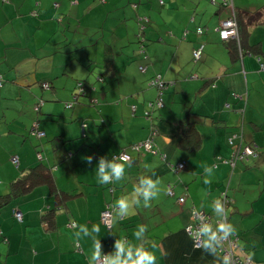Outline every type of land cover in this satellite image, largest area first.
Instances as JSON below:
<instances>
[{"label":"crops","instance_id":"1","mask_svg":"<svg viewBox=\"0 0 264 264\" xmlns=\"http://www.w3.org/2000/svg\"><path fill=\"white\" fill-rule=\"evenodd\" d=\"M232 4L239 12L264 8V0ZM232 11L221 0H0V264H99L105 254L110 264L117 240L125 242L120 259L129 249L135 258L143 245L156 264H224L186 232L193 211L217 220L212 205L224 191L238 257L264 264V20L248 28L245 47L234 55L238 42H224L218 32ZM200 44L205 50L195 63ZM157 76L167 84L159 109L152 104L160 90L149 86ZM35 125L45 137L32 134ZM190 127L201 135L198 149L182 144ZM234 134L237 146L242 141L256 155L232 166ZM149 140L154 152L132 149ZM121 153L133 158L125 177L100 184V158L111 162ZM41 164L65 199L48 184L9 196L11 184ZM76 165L86 166L87 177H68ZM141 176L160 181L158 196L126 216L119 210L108 229L101 222L107 205L143 199L136 191ZM140 225L147 231L138 238Z\"/></svg>","mask_w":264,"mask_h":264},{"label":"built area","instance_id":"2","mask_svg":"<svg viewBox=\"0 0 264 264\" xmlns=\"http://www.w3.org/2000/svg\"><path fill=\"white\" fill-rule=\"evenodd\" d=\"M222 4L224 7H231L232 8V14L228 19L223 20L220 23V26L218 27V32L220 34V39L222 41H229L231 39H234L236 41H238L239 39V32H238V24L237 21L235 19V10L232 4V0H221ZM161 5H164V2L161 1ZM203 29L199 28L198 29V33L199 34H203ZM205 50V44H200L199 47L197 49H195V51L193 52V59L195 62H198L202 55L203 52ZM139 53L143 56L144 59H148L147 53L145 51L144 48H141L139 50ZM147 69V66H140V70L144 73ZM261 70H264V64H261ZM4 77L2 75H0V89L3 87L4 85ZM149 86L150 87H156L160 90V95L158 97V99L155 101V103L152 104V106H154L156 109L162 108L163 107V99H162V93L163 91L166 89L167 84L163 81L161 76H157L155 78H153L150 82H149ZM42 87L44 89L49 88V84L48 83H43ZM79 93H82V89H80ZM73 105H70V107H72ZM40 107L36 106L35 107V111L39 112ZM149 117V113L146 114ZM83 133L86 134V125L84 124L82 127ZM32 134L35 135L38 138H43L45 137V132L41 131L37 125L34 126L33 130H32ZM238 140V135L234 134L229 138V144L235 148V153H234V158L229 162L232 166H235L236 162L238 160H243L247 157H251L256 155V151L251 148V147H242V141L241 144L237 146L236 143ZM134 149L136 151H140L142 149H145L147 151L150 152H154L153 150V142L151 140L144 142L142 144L136 145L134 147ZM117 158L120 156H126L130 161H131V157L129 154L127 153H122L121 155H114ZM114 156L112 157V160L114 158ZM40 160H42L41 156H40ZM16 163V161H15ZM228 163V162H226ZM186 164L185 163H180L177 167V170H183L185 168ZM169 194L170 195H174L173 189L172 187H170L169 189ZM220 201L222 202V204L224 205L225 208V213H226V217H225V222L229 225L228 222V215H227V209H228V205L231 202L229 196H228V192L224 191L223 193H221V197H220ZM180 203H184L185 202V198H180L179 199ZM118 208L116 206H114L113 204H109L107 206V208L103 211L102 215H101V222L103 223V225L107 228H111L112 227V223H113V218L114 215L117 213ZM13 215L14 217L19 221V222H23L24 219V215L23 213L19 210V209H14L13 210ZM207 222L209 224H211L214 228L217 224V220L213 219V217L209 214H206L204 212H197V211H193V219L192 221L189 223V225L186 227V232L190 235L194 245L196 248L201 249L203 248V237L199 235L198 233V229L201 223ZM76 224L75 223H71L70 227H75ZM217 254L219 256H221L223 259L225 257H227L228 259V264H254L252 259L247 258L246 260H241L238 256L237 253V239H234L232 237V234L229 235L226 239H224L221 242L220 247L217 249ZM99 264H108L109 263V257L107 254H105L101 259H99L98 261Z\"/></svg>","mask_w":264,"mask_h":264},{"label":"clouds","instance_id":"3","mask_svg":"<svg viewBox=\"0 0 264 264\" xmlns=\"http://www.w3.org/2000/svg\"><path fill=\"white\" fill-rule=\"evenodd\" d=\"M93 156L85 157L87 164H91ZM131 162L126 156L116 157L114 156L113 160L108 161L107 157L102 156L99 160V166L97 171V177L100 184H110L115 181H120L125 177L126 167H131ZM212 168V167H211ZM210 168H205V173L208 172ZM204 182L207 184L209 180L207 176L205 177ZM159 180H153L150 177L141 176L140 186L136 188V191L140 193L143 197L144 207H149L150 202L155 199L159 194ZM116 204L120 210L122 216H126L133 206L139 205V201H136L135 204L128 201L126 198H120L116 201ZM212 208L217 217V224L215 228L207 223H201L198 229V233L202 236L204 251L211 255L217 254V249L220 247L221 242L226 239L229 235L233 234L235 229L230 227L225 222V208L222 202L217 199L214 201ZM43 215V213H41ZM94 230L99 233L100 228L98 225L93 226ZM139 230L134 234L136 237H141L146 233L147 228L144 225H140ZM76 235V234H75ZM94 249V258L99 256V241L93 243ZM117 249V257L114 260L110 261V264H156V256L153 252L149 251L143 245L137 246L135 252V258H133V253L131 249L128 250L127 258L120 259V256L125 251V242L124 240H117L115 244ZM224 264H228L227 257L224 258Z\"/></svg>","mask_w":264,"mask_h":264},{"label":"trees","instance_id":"4","mask_svg":"<svg viewBox=\"0 0 264 264\" xmlns=\"http://www.w3.org/2000/svg\"><path fill=\"white\" fill-rule=\"evenodd\" d=\"M231 16V15H230ZM235 19L237 21V24H238V32H239V39H238V43H235L234 46H232L230 49L232 51V54H236L238 52V50L241 48L243 49L245 47V44H244V39L246 37V35L248 34V28L254 24H258L260 22H262L264 20V8L261 9V10H257V11H242V12H239V11H236L235 12ZM201 28L203 29L202 27H198L197 28V33H198V29ZM203 31L205 32V29H203ZM203 32V33H204ZM199 34V33H198ZM201 35V34H200ZM199 47V46H198ZM141 48H144V46H142ZM145 49V48H144ZM197 49V48H196ZM146 51V50H145ZM195 51V50H194ZM243 51V50H242ZM141 55V54H140ZM142 56V55H141ZM148 56V54H147ZM143 58V56H142ZM143 60L146 62L149 60V56H148V59H144ZM194 61V59H193ZM195 62V61H194ZM197 63V62H195ZM141 71V70H140ZM142 72V71H141ZM143 73V72H142ZM1 75V74H0ZM84 83V82H83ZM80 84V87L77 86V93L74 95V98L75 100H77L78 98V95H79V91L80 89H85L84 87V84ZM43 84V83H42ZM49 84V83H48ZM79 88V89H78ZM83 89V90H84ZM85 94V92L83 93ZM71 105H73V103H69ZM70 107V105H69ZM149 113V117H151V114L152 112H146L145 113V116L148 117L146 114ZM155 128H152V135L155 133L154 131ZM231 136V135H230ZM229 136V137H230ZM228 137V138H229ZM229 140V139H228ZM201 135L199 133V131L195 128V127H190L189 130L187 131V133L182 137V144L184 146H186L187 148H189V150H194V149H198L200 146H201ZM144 143V142H143ZM229 143V141H228ZM142 144V143H140ZM237 144V143H236ZM139 145V144H137ZM136 145H134L132 147V149L134 151H136L134 149ZM229 146L231 148H234L232 147L230 144ZM243 147V146H242ZM141 151V150H140ZM140 151H136V152H140ZM143 151H147V150H143ZM147 152H150V151H147ZM122 154V153H121ZM119 154V155H121ZM128 154V153H127ZM115 155V154H114ZM118 155V156H119ZM113 157V155H112ZM112 157H111V160H112ZM131 157V161H132V156L130 155ZM231 161V160H230ZM228 161V162H230ZM185 163V162H183ZM43 184H48L53 192L55 193L56 197H60L62 199H65L66 197V193H64L63 191L59 190L55 183H54V176H53V173L51 171L50 168L44 166L43 164L35 167V168H32L29 170V172H27L25 175H23L21 178H19L18 180H16L15 182H13L11 184V187H10V193H9V196H21L23 194H27L30 190L34 189L35 187L39 186V185H43ZM110 204H113V203H110ZM114 205V204H113ZM108 206V205H107ZM116 206V205H114ZM117 207V206H116ZM107 208V207H106ZM105 208V209H106ZM118 208V207H117ZM119 211V208L117 210V212ZM116 215V214H115ZM114 215V217H115ZM114 219V218H113ZM110 229V228H108Z\"/></svg>","mask_w":264,"mask_h":264},{"label":"rangeland","instance_id":"5","mask_svg":"<svg viewBox=\"0 0 264 264\" xmlns=\"http://www.w3.org/2000/svg\"><path fill=\"white\" fill-rule=\"evenodd\" d=\"M62 157H63L62 159H63L64 162H66L68 160V159L64 158V155H62ZM39 159H40V157H39ZM73 163H76V160L71 162V164H73ZM86 169L87 168H86L85 165H76L73 169H71V171L68 174V177H87V174L85 173ZM58 175H59V177H62V182L66 181V177H65V173H64V168L63 167L58 171ZM143 203H144V200L142 199L139 202V204L143 205Z\"/></svg>","mask_w":264,"mask_h":264}]
</instances>
